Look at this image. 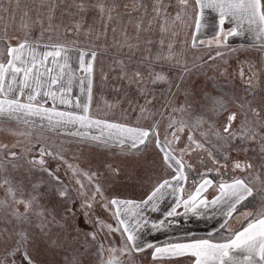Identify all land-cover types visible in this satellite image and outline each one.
Instances as JSON below:
<instances>
[{"label":"snow or ice","instance_id":"snow-or-ice-1","mask_svg":"<svg viewBox=\"0 0 264 264\" xmlns=\"http://www.w3.org/2000/svg\"><path fill=\"white\" fill-rule=\"evenodd\" d=\"M0 130V264H264V0H0Z\"/></svg>","mask_w":264,"mask_h":264},{"label":"rangeland","instance_id":"rangeland-1","mask_svg":"<svg viewBox=\"0 0 264 264\" xmlns=\"http://www.w3.org/2000/svg\"><path fill=\"white\" fill-rule=\"evenodd\" d=\"M6 139V134L0 130V141H4ZM190 180H191V177H190Z\"/></svg>","mask_w":264,"mask_h":264},{"label":"crops","instance_id":"crops-1","mask_svg":"<svg viewBox=\"0 0 264 264\" xmlns=\"http://www.w3.org/2000/svg\"><path fill=\"white\" fill-rule=\"evenodd\" d=\"M203 227H204L203 225H199V226H198V228H199L200 230H203Z\"/></svg>","mask_w":264,"mask_h":264}]
</instances>
